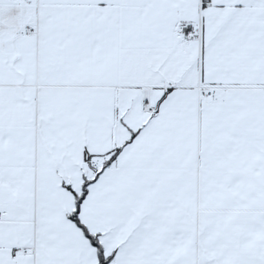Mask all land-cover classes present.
Here are the masks:
<instances>
[{
  "label": "snow or ice",
  "instance_id": "6c2138e0",
  "mask_svg": "<svg viewBox=\"0 0 264 264\" xmlns=\"http://www.w3.org/2000/svg\"><path fill=\"white\" fill-rule=\"evenodd\" d=\"M0 264H264V0H0Z\"/></svg>",
  "mask_w": 264,
  "mask_h": 264
}]
</instances>
